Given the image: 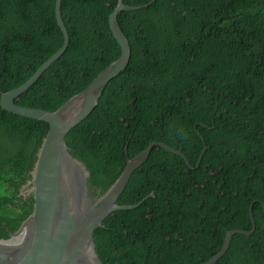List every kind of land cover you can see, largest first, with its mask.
Wrapping results in <instances>:
<instances>
[{
  "label": "trees",
  "instance_id": "obj_1",
  "mask_svg": "<svg viewBox=\"0 0 264 264\" xmlns=\"http://www.w3.org/2000/svg\"><path fill=\"white\" fill-rule=\"evenodd\" d=\"M152 0H124L143 6ZM119 0H62L70 44L63 57L16 103L54 112L84 91L121 48L109 25ZM56 0H0V99L18 88L64 42ZM128 67L112 80L92 114L66 138L101 197L128 160L155 147L132 176L118 211L94 233L103 264H204L235 235L216 264H264V0H157L123 12ZM49 125L0 106V241L34 211L20 196ZM202 161L198 168V161Z\"/></svg>",
  "mask_w": 264,
  "mask_h": 264
},
{
  "label": "water",
  "instance_id": "obj_2",
  "mask_svg": "<svg viewBox=\"0 0 264 264\" xmlns=\"http://www.w3.org/2000/svg\"><path fill=\"white\" fill-rule=\"evenodd\" d=\"M157 0L143 6H129L119 0L110 15V30L121 48L120 58L105 68L81 93L73 96L54 112L19 106L16 101L29 91L53 64L60 60L68 50L70 37L62 18V0H56L55 15L59 28L64 35L61 49L48 59L24 84L7 93L0 99L1 108L15 116L43 122L49 125V132L37 154V161L31 179L25 184L34 200L32 215L20 229L10 234L13 237L23 233L29 225V236L25 246L19 251H0V264H103L94 241V233L104 227V221L118 211H131L153 198L152 192L136 205H118V200L126 190L133 174L149 159L152 149L159 147L177 155L193 168L182 151L161 142H152L148 147L128 160L119 179L101 196L90 195V172L86 165L72 156L66 144L68 134L84 122L98 106L99 98L131 59V46L120 24L119 16L123 12H135L149 8ZM202 155L199 158L200 166ZM250 217L253 223L251 231L235 229L226 234L220 251L204 264H216L229 250L235 235L250 237L256 230V222L251 207ZM5 250V251H4Z\"/></svg>",
  "mask_w": 264,
  "mask_h": 264
},
{
  "label": "bare ground",
  "instance_id": "obj_3",
  "mask_svg": "<svg viewBox=\"0 0 264 264\" xmlns=\"http://www.w3.org/2000/svg\"><path fill=\"white\" fill-rule=\"evenodd\" d=\"M29 229H30V226L26 225L25 228L23 229V233H21L20 235L16 236V237H13L12 240L10 242H0V245H3V246H16V245H19V244H24L25 243V240L28 238L29 236Z\"/></svg>",
  "mask_w": 264,
  "mask_h": 264
},
{
  "label": "rangeland",
  "instance_id": "obj_4",
  "mask_svg": "<svg viewBox=\"0 0 264 264\" xmlns=\"http://www.w3.org/2000/svg\"><path fill=\"white\" fill-rule=\"evenodd\" d=\"M8 194V188L7 186H0V195H7ZM26 242V240H25ZM25 246V243L24 244H19V245H16V246H3V245H0V251L5 248L6 251L10 252V251H19V250H22ZM4 250V251H5Z\"/></svg>",
  "mask_w": 264,
  "mask_h": 264
},
{
  "label": "flooded vegetation",
  "instance_id": "obj_5",
  "mask_svg": "<svg viewBox=\"0 0 264 264\" xmlns=\"http://www.w3.org/2000/svg\"><path fill=\"white\" fill-rule=\"evenodd\" d=\"M20 196H23L25 199H30L29 189L25 187V184L20 188Z\"/></svg>",
  "mask_w": 264,
  "mask_h": 264
}]
</instances>
